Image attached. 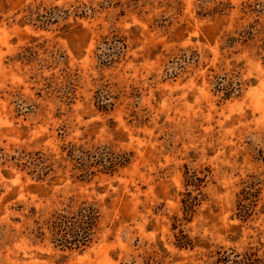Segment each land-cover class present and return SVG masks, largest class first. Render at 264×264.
<instances>
[{
  "label": "rangeland",
  "instance_id": "1",
  "mask_svg": "<svg viewBox=\"0 0 264 264\" xmlns=\"http://www.w3.org/2000/svg\"><path fill=\"white\" fill-rule=\"evenodd\" d=\"M0 264H264V0H0Z\"/></svg>",
  "mask_w": 264,
  "mask_h": 264
},
{
  "label": "trees",
  "instance_id": "2",
  "mask_svg": "<svg viewBox=\"0 0 264 264\" xmlns=\"http://www.w3.org/2000/svg\"><path fill=\"white\" fill-rule=\"evenodd\" d=\"M98 223V212L92 206L83 208L72 217L60 216L52 223V230L59 241L86 246ZM71 236V242L66 239Z\"/></svg>",
  "mask_w": 264,
  "mask_h": 264
}]
</instances>
